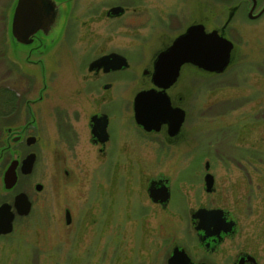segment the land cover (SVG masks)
I'll return each instance as SVG.
<instances>
[{
  "label": "rangeland",
  "instance_id": "obj_1",
  "mask_svg": "<svg viewBox=\"0 0 264 264\" xmlns=\"http://www.w3.org/2000/svg\"><path fill=\"white\" fill-rule=\"evenodd\" d=\"M78 1L57 38L25 44L8 34L15 0H0V84L27 77L24 99L36 98L37 123L30 127L37 139L32 171L19 173L11 189L3 170L26 147L12 143L0 156V203L21 190L32 202L12 231L0 234V264H166L175 245L195 260L230 264L247 252L264 264V14L250 18L241 10L229 19L227 0ZM112 5L123 10L108 14ZM190 22L230 38V61L220 72L183 64L167 89L185 110L179 133L146 131L134 119L133 96L153 85L144 71L152 56ZM112 51L127 65L104 72L92 64ZM24 108L20 124L29 118ZM94 111L110 117L101 145L90 139ZM155 183L167 185V201L149 197ZM199 206L236 219L234 234L214 252L195 235L190 215Z\"/></svg>",
  "mask_w": 264,
  "mask_h": 264
},
{
  "label": "water",
  "instance_id": "obj_2",
  "mask_svg": "<svg viewBox=\"0 0 264 264\" xmlns=\"http://www.w3.org/2000/svg\"><path fill=\"white\" fill-rule=\"evenodd\" d=\"M12 9L8 26L10 39L25 44L36 39V44H43L41 41L49 34L54 33V37L57 38L59 32L63 31L69 12V0H15ZM122 10V6L111 8L112 13H119ZM49 39L51 41V38ZM233 46V41L215 28L206 30L201 22L187 26L154 58L150 77L153 85L138 90L133 97L132 108L135 121L145 130H158L161 124L166 123L168 134H176L184 121L185 110L180 106L172 105L167 88L178 78L181 66L191 63L207 71L220 72L229 63ZM92 64L103 65V70L107 71L126 66L127 59L122 53L112 51L96 58ZM92 120L94 121L93 135L100 141L106 140V115L99 117L94 115ZM35 158L36 154L29 152L21 160L20 172H31ZM17 163L18 160L13 158L3 170V186L7 189L13 188L18 179ZM208 166L206 162L205 168ZM204 179L205 189L210 191L213 187V174L207 171ZM41 186L39 182L35 183L37 190L41 189ZM148 195L155 202H165L169 199L170 192L167 185L161 183L150 185ZM31 204L28 194L22 190L15 193L12 202L2 201L0 203V234L12 231L15 214L27 215ZM222 213L223 209L220 207H199L193 212V216L200 217V220L208 218L201 226H197L208 231L207 226L211 224L214 216L218 217ZM167 264L209 263L191 262L186 251L175 246L167 258Z\"/></svg>",
  "mask_w": 264,
  "mask_h": 264
},
{
  "label": "flooded vegetation",
  "instance_id": "obj_3",
  "mask_svg": "<svg viewBox=\"0 0 264 264\" xmlns=\"http://www.w3.org/2000/svg\"><path fill=\"white\" fill-rule=\"evenodd\" d=\"M77 1L78 0H69V12H68L67 17H66V21H65V24H64L63 31L66 30L67 19H68L69 15H70L72 7H73L72 4L74 2H77ZM95 2H99V0H97ZM101 2H102V0L99 2V4ZM226 4H230V5H228V11H227L229 19L235 18V15H238V13L241 10H243L244 14L247 17H250V18H258L259 16L264 14V0H227ZM75 6L76 5H74V7ZM114 6L115 5H112V6H109L107 8L108 9V14H110V13L112 14L111 8L114 7ZM181 11L182 10L177 11L176 13L174 12V13H175L176 16H178V13H179V16H181L182 15ZM179 21L181 22V19ZM190 24H192V22H190L187 25H185V28L187 26H189ZM158 51L156 52L154 57L152 56V58L150 59L151 60V70L149 71L148 68H146V70H144L145 73L149 74V79L151 77L153 60H154L155 56L157 55ZM100 69L101 70L103 69V65L100 66ZM110 70H112V69H110ZM110 70H107V71H110ZM104 72H106V71H104ZM150 82H151V80H150ZM106 84H107L106 86H108V87H111V85H112V83L109 82V81ZM86 93L87 94H91V93H93V91H92V89H90V90L86 91ZM95 94H96L95 96H98L97 92H95ZM24 96H25V94H24ZM24 96L22 97V99H24ZM92 97H94V96H92ZM29 100H30L29 98H26L24 100H21V102H19V103H15L14 106L10 108V110H6L5 109L3 114H2V118H1L2 128H1V131H0V135L3 136V138H2V145L0 146V156L6 151H10L12 143H14V144L19 143L20 146L24 145L26 147V150L24 151L23 155L18 154V156L10 158V160L13 159V158H16L18 160V163H17L18 177H19V173L20 174H24V175H27V174L30 173V172L29 173H21L20 172V166H21V163H22L21 160L29 152H34L36 154L35 150H33L31 148V145L34 144L37 139H36V135L31 132V128H30L31 126L32 127L33 126L34 127L37 126L36 117L34 115L33 109L31 108V104H33L36 101V98H32L31 103L30 102L28 103ZM170 100H171V98H170ZM92 102H94V101H92ZM172 105H174V104H172ZM23 106H25L24 111L27 112L29 118L26 119L23 124H20L18 119L20 117L21 111L23 110L22 109ZM132 106H133V99H132ZM103 114H105L106 117H107V123H106V126H105L106 132H107V138L104 141H100V140H98V137L97 136L95 137L93 135V133H92V126L94 124V121L92 120V117L94 115H97V117H99V116H102ZM109 119H110V117H109L108 113L105 112V111H94V112L90 113V116H89V126H90L89 129H90V133H91L90 139H91V141L93 143H95V144L97 143V144L101 145V143L107 141L108 134H109V132H108ZM98 125H99V123H98ZM139 126L141 128H143L141 125H139ZM162 127H163V130L168 134V132H167L168 125L166 123L161 124V126H160V128L158 130L151 129V130H146V131H152V132L159 131V130L162 129ZM181 127H182V125H181ZM181 127H180V129H181ZM177 133H179V131ZM177 133L174 134V135H169V134L168 135L169 136H175V135H177ZM99 148H100V146H99ZM10 160L8 161V163L10 162ZM8 163L6 164V166L8 165ZM207 171L208 170H206L205 173ZM205 173L203 175V179H204ZM213 180H214V177H213ZM159 184L160 183H158V184L155 183L154 185H159ZM204 184H205V179H204ZM199 207H197V208H199ZM201 207H204V206H201ZM207 208H216V207H207ZM193 212L191 213L190 216H191L192 222L194 224L195 235L197 237V241H198L199 244H201L203 246L204 250H206L207 252H214L216 250V244L218 242H221L224 238L234 234L233 232H234L235 227H236V219L234 217H232V216L230 217L228 215V211L223 209V213L221 215H218V217L214 216L213 220L211 221V224L207 226V230L208 231H206V229L203 228V227L202 228H197L198 225L201 226L204 221H207L206 219H208V218L200 220V217H194L193 216ZM17 215L18 214H15V216H17ZM20 216H22V215H20ZM175 246H178V245H175ZM178 247L179 248H183V247H180V246H178ZM183 249L189 255L190 260L193 263L204 262V263H209V264H217L216 262H214L212 260H209V259H207L205 257L203 258V256H200L197 260H195L185 248H183ZM171 253H172V251H171ZM167 258H166V264H167ZM229 263L230 264H255L256 263V259H255L254 255H252L250 253H247V252L243 253L242 252V253H239L237 255V258H233V259L230 258L229 259Z\"/></svg>",
  "mask_w": 264,
  "mask_h": 264
},
{
  "label": "trees",
  "instance_id": "obj_4",
  "mask_svg": "<svg viewBox=\"0 0 264 264\" xmlns=\"http://www.w3.org/2000/svg\"><path fill=\"white\" fill-rule=\"evenodd\" d=\"M3 47V46H2ZM4 53V49L2 48L0 54ZM12 68V67H11ZM19 76V85H15V82L13 81V85H10L8 83H5L4 81L2 84H0V131L2 128L1 124V118L4 110H10L11 107L14 106L15 103L21 102L22 97L27 92L29 84H26L25 86L22 85V81L24 78H27L26 76H23L18 74Z\"/></svg>",
  "mask_w": 264,
  "mask_h": 264
},
{
  "label": "bare ground",
  "instance_id": "obj_5",
  "mask_svg": "<svg viewBox=\"0 0 264 264\" xmlns=\"http://www.w3.org/2000/svg\"><path fill=\"white\" fill-rule=\"evenodd\" d=\"M182 67V66H181ZM181 69V68H180ZM180 73V72H179ZM177 80V79H176ZM36 160V159H35ZM34 163H35V161H34ZM34 163H33V165H34ZM33 168V167H32ZM32 171V170H31Z\"/></svg>",
  "mask_w": 264,
  "mask_h": 264
}]
</instances>
